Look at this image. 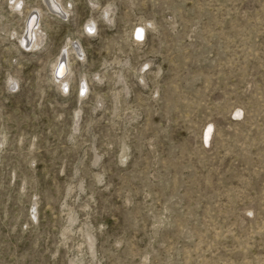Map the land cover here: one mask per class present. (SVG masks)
<instances>
[{
    "label": "rangeland",
    "instance_id": "1",
    "mask_svg": "<svg viewBox=\"0 0 264 264\" xmlns=\"http://www.w3.org/2000/svg\"><path fill=\"white\" fill-rule=\"evenodd\" d=\"M20 1L0 0V264H264V0Z\"/></svg>",
    "mask_w": 264,
    "mask_h": 264
},
{
    "label": "bare ground",
    "instance_id": "2",
    "mask_svg": "<svg viewBox=\"0 0 264 264\" xmlns=\"http://www.w3.org/2000/svg\"><path fill=\"white\" fill-rule=\"evenodd\" d=\"M8 2H10L9 7L11 8V10L13 12L24 13V10L21 6L22 3L20 0H8ZM42 2L44 4V7L46 8V12H48V14L51 16L60 17L63 12L67 13V9L65 7L59 6V4H60L59 0H42ZM17 9H18V11H17ZM36 16H38V18H42V17L44 18V16H46V15H43L42 10L38 9L36 11H28L26 13L25 18H23V19H25L26 26H25L24 36L22 37L23 40L21 43L23 45H25V47H27V48H29V47L35 48L37 45H39V43L42 41V38H43L42 31L39 28L40 26H38V21L36 23ZM89 26H91V25H89ZM140 32L143 33V29L142 30L140 29ZM67 52H73V50L71 49ZM60 64H61V61H56L54 63V65H53L54 75H56V74L62 75L63 74L64 69H63V66H61ZM67 68H68L67 69L68 72L66 73L65 77L63 79L57 80V81H59L58 83L63 88L67 87L68 83H69V75H70L69 65ZM82 90L84 92H86L87 87H84V89H82ZM83 91H82V93H83Z\"/></svg>",
    "mask_w": 264,
    "mask_h": 264
}]
</instances>
